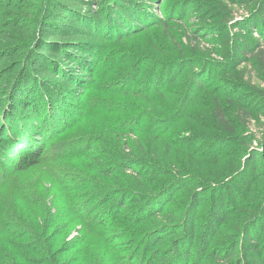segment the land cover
<instances>
[{"label":"rangeland","instance_id":"rangeland-1","mask_svg":"<svg viewBox=\"0 0 264 264\" xmlns=\"http://www.w3.org/2000/svg\"><path fill=\"white\" fill-rule=\"evenodd\" d=\"M0 149L12 262L264 264V0H0Z\"/></svg>","mask_w":264,"mask_h":264},{"label":"trees","instance_id":"trees-1","mask_svg":"<svg viewBox=\"0 0 264 264\" xmlns=\"http://www.w3.org/2000/svg\"><path fill=\"white\" fill-rule=\"evenodd\" d=\"M113 4H115V3L113 2ZM113 4H112V6H113ZM61 49H64V47H61ZM53 107L54 106H50L47 109H42V111L47 113V114H54L56 117H60V116L64 115L66 112L65 107H64V109L61 110L64 112H60L59 109H57V108L55 109ZM66 108H67V106H66ZM33 128H35V127H32V129ZM53 130H54L53 126H51V125L48 126V129H47L48 134H46V135H49V136L53 135L54 134ZM16 137H18V136L17 135L9 136V138L11 139L10 142L13 144H19L18 147H20L22 150L23 147H21V144L26 143V140H22V137H18L17 138L18 140H17ZM30 138H31L32 144H34V145H31V147L37 148L38 143L40 141L39 138H37V139H35V138L32 139V137H30ZM12 150H14L16 152L15 148ZM30 150L33 151V149H30ZM3 151L4 150L0 149V156H2ZM4 153L7 154V152H4ZM12 153H13V151H11V154ZM21 153H23L24 155H27V153H25V151L20 152L19 154H21ZM5 156L0 157V191L3 190L2 188H7L8 186H10L12 188L14 187L15 189H17L18 194H19V192L22 193L25 190V187H24V185H21L20 183L17 182V178L15 177L16 176L15 174H17L18 171L12 172L13 166L16 163V160L15 159L10 160L11 165H9V167H7L6 164H2L3 161L8 159V158H5ZM27 156L29 158H31L32 160L34 159V157H32V154H29ZM24 194H26V193H24ZM21 196L26 198V196H24V195H21ZM33 200L35 201V199H33ZM31 201L32 200H30V202ZM24 219H25V215H17L16 216L15 213L6 210L4 207H0V264H18L16 261L12 262L10 260V255L12 256L11 251H13L15 249H19V250L23 249L24 251H26L28 249V251H29L32 248L33 245H31V244H30L31 247L28 248L29 244L15 243V241H13V238L21 239L23 237L22 234L26 233L25 231H23V228L25 225H22V223H26V221H24ZM100 222H102V220H100ZM11 227L16 229L17 231L14 230L12 232H7V231H9V229ZM6 246H9L10 250L8 248H6ZM47 249L48 248H45L44 251H46ZM25 254L26 253H23V254L20 253V255L18 254V257H16V258L21 259V257H22V259L23 258L25 259ZM14 256H15V254H14ZM48 256L50 257V252L46 254V257H48Z\"/></svg>","mask_w":264,"mask_h":264}]
</instances>
